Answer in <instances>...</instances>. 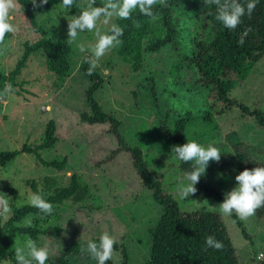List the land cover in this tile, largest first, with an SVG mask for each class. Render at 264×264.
<instances>
[{
    "label": "rangeland",
    "instance_id": "374dc122",
    "mask_svg": "<svg viewBox=\"0 0 264 264\" xmlns=\"http://www.w3.org/2000/svg\"><path fill=\"white\" fill-rule=\"evenodd\" d=\"M180 1L173 13L178 22L181 54H184L190 49L191 33L206 31L207 24L191 20L199 0ZM76 2L77 9L73 12L64 8L61 1L37 15V30L30 28L18 5L10 13V22L17 31L9 33L0 45V72L5 73L14 65L22 52V42L39 37L68 42L71 72L63 80L56 79L47 70L43 53L37 50L27 56L16 75L14 91L0 93V150H17L0 166V180L8 185L6 190L0 186V193L11 197L10 205L30 204L31 181L40 189L43 177L48 176L53 181L45 182L48 191L66 185L70 175L76 174L85 188L82 201L67 200L54 208L56 219L52 216L47 222L53 225V233L42 235L46 240H39L38 245L47 244L50 255L56 256L68 243H77L79 250L70 257V264H97L80 249L86 247L89 239L95 241L101 232H108L117 241L114 250L118 259L114 257L111 262L119 264L120 252L124 249L127 264H143L148 256L149 229L158 219L161 207L153 199L151 190L141 185L129 152L118 147L109 124H88L79 118L81 111H87L83 90L89 83L78 70L79 59L84 54L79 45L93 43L94 34L82 32L76 41L68 39L67 20L79 13L83 0ZM157 22L150 25L146 37L160 36ZM98 27L105 30L101 23ZM176 57V50L165 45L156 51L144 52L140 66L134 70L113 48L99 61L97 69L103 82L93 97L105 112L119 121L118 131L124 143L141 149L145 166L159 181L162 192L176 200L179 209L218 212L240 263L264 264V215H253L246 220L236 215L247 235L244 237L231 217L219 212L220 202L209 195L201 196L202 190L197 185H194L195 194L182 198L177 187L182 182L187 184L185 172L171 151L170 137L160 127L162 120L171 126L174 118L187 113L183 142L187 138L220 149V161L209 162L203 177L220 194L230 191L236 185L235 175L246 164L260 160L250 159L252 153L256 151L258 157L264 156V129L252 115L242 112L243 105L264 112V53L242 80H233L228 97L236 104L228 105L224 111H219L224 107L222 100L207 97L206 87L196 82L195 74L186 65L181 63L177 69L172 66ZM49 119L54 121V144L39 148L37 157L20 151L24 145L34 147L41 141ZM62 157L65 164L60 170L36 160ZM27 238L18 234L9 236L6 258L0 264H13L9 258H15L14 247L23 245Z\"/></svg>",
    "mask_w": 264,
    "mask_h": 264
},
{
    "label": "trees",
    "instance_id": "16d2710c",
    "mask_svg": "<svg viewBox=\"0 0 264 264\" xmlns=\"http://www.w3.org/2000/svg\"><path fill=\"white\" fill-rule=\"evenodd\" d=\"M61 1L48 0L47 4L34 9L30 0H18V11L25 17L30 28L37 30L36 16L45 13L51 6ZM180 2V0H166L167 6L156 5L153 9L154 17H146L136 10L132 13L131 19L116 20L115 23L119 24L124 31L120 37L122 43L114 47V51L120 59L129 62L132 69L136 70L140 66L144 52L156 51L169 45L177 52L176 60L171 63L172 66L177 69L181 63L186 65L185 67L195 74L196 82L206 87L207 97L222 100L224 107L219 111H224L228 105L235 103L232 98L228 97L233 80H242L255 61L264 53V0H256L251 15L246 13L234 30L226 28L216 19L215 5L199 0V4L191 14V20L206 22L207 29L204 32L196 30L191 33L190 49L188 53L184 54H181L178 22L173 13L174 7ZM240 2L246 6L247 0H240ZM102 5L100 0H96V6ZM76 9L77 2L74 0L70 11L73 12ZM157 20L159 21V23L157 22L158 30L161 31L160 36L146 37L150 25ZM245 32H247L246 35ZM241 38H243V44L238 43ZM37 50L43 53L45 66L56 79L63 80L70 74L71 48L66 40H51L46 37H39L33 41L25 40L22 42V52L14 65L7 72H0L1 94L4 93L6 83H11L12 87L16 84L15 77L25 64L27 56ZM84 55L82 54L79 59L78 70L89 80V83L83 90L87 111L79 113L80 120L88 124L103 122L109 124V131L116 138L118 147L129 152L131 164L141 185L151 190L153 199L161 207L158 219L149 229L148 256L143 264H241L220 214L212 210L179 209L176 200L171 195L162 192L159 181L151 175L145 166L141 149L138 146L124 143L118 131L119 121L112 114L105 112L93 97V92L101 85L103 77L97 68L91 75L87 74L89 64L85 62ZM242 112L252 115L257 125L264 129V112L262 110L256 107L249 109L243 105ZM186 115L187 113L174 118L171 126L166 125L164 120L160 122L162 131L171 139V147L184 143L182 136ZM55 141L54 121L49 119L45 124L41 141L34 147L24 145L20 151L34 153L37 157L39 148L51 147ZM236 144L239 142L237 141ZM16 152L17 150H0V166L11 159ZM114 152L116 151L114 150L112 153ZM257 153L254 151L250 159L260 160H253L246 164L242 170L257 166L264 167V156L258 157ZM173 154L175 156L174 152ZM36 160L58 170L62 169L65 164L64 157ZM177 161L179 168L185 173L192 167L191 163H184L178 159ZM69 178L66 185L54 187L48 191L45 189V182L51 181L48 176L43 177L44 182L40 189H36L34 181H31L30 185L33 192H42L44 198L52 203L54 209L67 200L82 201L81 199L85 195V188L80 184L77 175L71 174ZM0 182L1 189L6 190L7 183H2V180ZM196 185L202 190L201 196L209 195L216 201L222 202L224 195L210 186L203 176ZM10 207L12 211L9 217L7 219L0 217V262L6 258L5 250L9 236L25 235L39 243L42 235L53 233V225L47 222L52 216L53 219H56L54 210L51 215L44 216L30 204L10 205ZM263 215L264 207L255 213L256 217ZM230 217L240 228L241 234L247 237L236 214L233 213ZM25 218H28L27 221L31 220L30 226L22 224ZM44 223L46 224L43 225ZM207 236L215 237L222 243V248L218 250L206 246L205 238ZM78 250L77 243H68L60 249L56 256L49 255L46 264H70L72 261L70 257L76 255ZM120 254L119 264H127L124 249H121ZM9 260L16 264L15 258H9ZM107 264L114 263L109 260Z\"/></svg>",
    "mask_w": 264,
    "mask_h": 264
},
{
    "label": "clouds",
    "instance_id": "9594fccd",
    "mask_svg": "<svg viewBox=\"0 0 264 264\" xmlns=\"http://www.w3.org/2000/svg\"><path fill=\"white\" fill-rule=\"evenodd\" d=\"M30 2L35 9L47 4L48 0H39V2L30 0ZM204 2L215 5L216 19L226 28L234 30L246 13L251 15L256 0H247L246 6L240 0H204ZM73 4L74 0H62V5L66 9H71ZM158 4L167 6L166 0H104L102 6H96V0H83L79 13L67 20V37L71 41H76L79 33L94 34L93 43L87 46L83 43L79 45L80 52L85 54L83 57L85 62L89 64L87 74L91 75L98 67L100 59L122 43L120 37L124 29L115 23V20L131 19L132 13L136 10L146 17H154L153 9ZM17 5L18 0H0V45L4 43L7 34L17 31V27L10 22L12 19L10 13L17 8ZM98 23H101L105 30H101ZM238 43L243 44V38ZM13 91L12 84L6 83L3 94ZM171 151L179 161L192 165L185 173L184 179L187 184L182 182L177 187L182 198L195 194L197 189L194 185L206 173L209 162L218 163L222 154L220 149L212 144L202 145L187 138L185 143L173 145ZM235 181L236 185L224 194L222 202L218 204L219 212L224 216L235 213L241 220H246L264 207V167L245 168L235 175ZM10 201L11 197L0 193V217L5 219L9 217L12 211ZM29 203L44 216L53 212L52 203L44 198L42 192H32ZM26 224L30 226L31 220L26 221ZM40 240H46V237L41 236ZM116 242L114 236L108 232H101L97 240L89 239L86 247L80 250L82 253L86 252L97 264H107L116 257L114 250ZM205 244L218 250L222 248V243L213 236H207ZM13 250L16 264H46L50 255L47 244L38 245L31 237L27 238L23 245L15 246Z\"/></svg>",
    "mask_w": 264,
    "mask_h": 264
},
{
    "label": "built area",
    "instance_id": "2783aa9c",
    "mask_svg": "<svg viewBox=\"0 0 264 264\" xmlns=\"http://www.w3.org/2000/svg\"><path fill=\"white\" fill-rule=\"evenodd\" d=\"M2 101V98H1V96H0V102Z\"/></svg>",
    "mask_w": 264,
    "mask_h": 264
}]
</instances>
